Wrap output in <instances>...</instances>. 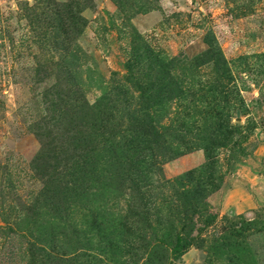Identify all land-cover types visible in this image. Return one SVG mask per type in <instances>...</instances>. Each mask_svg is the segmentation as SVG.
Masks as SVG:
<instances>
[{"label":"rangeland","instance_id":"374dc122","mask_svg":"<svg viewBox=\"0 0 264 264\" xmlns=\"http://www.w3.org/2000/svg\"><path fill=\"white\" fill-rule=\"evenodd\" d=\"M0 264H264V0H0Z\"/></svg>","mask_w":264,"mask_h":264},{"label":"trees","instance_id":"16d2710c","mask_svg":"<svg viewBox=\"0 0 264 264\" xmlns=\"http://www.w3.org/2000/svg\"><path fill=\"white\" fill-rule=\"evenodd\" d=\"M70 22L72 24H74L73 21H70ZM221 58H223V61L216 59V60H212V62H214V64L216 66H219L220 64L226 62V60H225L224 55L222 54V52H221ZM194 61H197V60H194ZM183 241L181 240L180 237L177 239V243L174 246V249L172 250L173 251L172 254H173L174 257H176V255H178V253H181L182 251H185L188 248L187 244L185 242H183Z\"/></svg>","mask_w":264,"mask_h":264}]
</instances>
